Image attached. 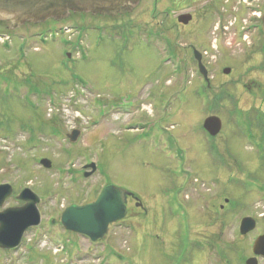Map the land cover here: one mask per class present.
Instances as JSON below:
<instances>
[{
	"label": "rangeland",
	"instance_id": "374dc122",
	"mask_svg": "<svg viewBox=\"0 0 264 264\" xmlns=\"http://www.w3.org/2000/svg\"><path fill=\"white\" fill-rule=\"evenodd\" d=\"M151 2L142 0L123 29L108 19L93 28L90 15L15 31L0 23V184L13 188L0 210L20 206L15 196L29 188L41 215L16 250L0 249V264L183 263L192 247L219 249L212 213L221 195L229 201L222 239L229 264H237L230 249L241 217L264 213V136L253 123L256 112L264 115V26L235 3L224 20L209 11L211 0H166L162 15L151 13ZM259 10L264 17V2ZM173 14H191L195 23L177 27ZM225 24L230 31L223 35ZM189 45L209 50L208 90ZM173 94L178 102L169 108ZM209 116L221 120L216 138L202 130ZM72 130L79 134L74 142L67 138ZM90 163L96 171L84 177ZM108 185L135 195L149 214L130 204L128 220L106 233L113 246L107 260L66 258L69 247L59 250L66 239L61 214Z\"/></svg>",
	"mask_w": 264,
	"mask_h": 264
},
{
	"label": "water",
	"instance_id": "95a60500",
	"mask_svg": "<svg viewBox=\"0 0 264 264\" xmlns=\"http://www.w3.org/2000/svg\"><path fill=\"white\" fill-rule=\"evenodd\" d=\"M141 0H0V22L5 24L8 30H17L25 24L38 25L48 20L54 22L64 21L71 14H89L91 16L116 17L131 13ZM191 19L189 15L178 18V22L186 25ZM195 53L199 74L209 87L208 72L201 63V56ZM230 69H224L223 74H230ZM221 120L217 116H209L203 122V129L211 137H215L221 131ZM79 134L72 131L67 135L70 142L77 140ZM39 165L44 169L51 168V162L42 159ZM91 169L84 177L90 176L96 170L95 164L90 163L85 169ZM12 188L0 185V208L11 197ZM128 191L108 185L103 188L98 198L91 204L82 207L71 206L60 216L62 227L70 232L87 236L92 242L102 239L108 227L121 221L126 215ZM16 200L23 205L8 208L0 212V249H16L24 232L40 224V214L37 205L40 202L30 189L22 190ZM251 218H245L241 222V234H246L252 227ZM264 245V236L255 243L254 249ZM264 251V249H262ZM247 264H250L249 261Z\"/></svg>",
	"mask_w": 264,
	"mask_h": 264
},
{
	"label": "flooded vegetation",
	"instance_id": "af4514ba",
	"mask_svg": "<svg viewBox=\"0 0 264 264\" xmlns=\"http://www.w3.org/2000/svg\"><path fill=\"white\" fill-rule=\"evenodd\" d=\"M141 1H140V3H141ZM213 1L214 0H211V2H210L211 4H209V5L205 4V6L206 5L208 6V9H209V11H211V13H214V11L219 12L220 19L223 18L224 20H227L232 14H234L232 10L234 7H236L235 6V4H236L237 7L240 8L241 12H243V14L245 12L247 13L248 10L254 11L257 9L258 11H256L255 13L251 12L250 16L252 14H254V15H252L255 17L254 21L256 23H258V21L261 20L262 26H264V17L259 12L260 11L259 6L262 5L264 0H262V1L261 0H215L214 4L212 3ZM189 2H192L194 4L195 0H189ZM253 2H255V3H253ZM140 3H139V5H140ZM215 3H217V4H215ZM232 3H235V4L232 7H230V5ZM151 4H152V10H151L152 12L151 13L156 14V12H158L157 14H159V15L164 14V9L167 5L166 0H152ZM139 5L137 7H139ZM137 7L135 9H137ZM135 9L129 14L118 15L116 17H112V19L109 17L92 16L95 18V19H93L95 22V23L93 22L94 23L93 28H95L96 26L102 25L100 23L107 25L108 24V23H106L107 21L102 20V19H108V20H110L108 25H110L111 28H113V29L122 28L123 29L126 26H129V24L131 23V21L129 20V17L135 11ZM189 11H191V10L189 9ZM80 15L83 16V15H89V14H80ZM186 15L192 16L191 14H186ZM179 17H180V15L172 16V18L176 24L175 26H177V27H182V28L189 27L190 24L194 21L191 17L190 21L186 25H183V24L178 22ZM246 17H247V14H246ZM246 17H245V19L243 18V20H242V22H245L244 25L250 23L249 19L246 20ZM119 18H126L127 20H124V21L122 20V22H119L120 20L116 21V19H119ZM152 18H155L154 15ZM220 19L218 20L219 23L221 22ZM233 19H234V23L230 25L231 27H233L235 25L236 16ZM96 20H98L99 23H97ZM117 22H119V24H117ZM142 22H144V24L147 23L144 20H141V23ZM194 23H195V21H194ZM218 26L214 28L215 31L218 30ZM87 29L88 28H86L85 24H83L81 21L80 26H79V30L81 32H83ZM212 30H213V27H212ZM240 30H241V27L239 29H236V31H240ZM229 31H230V29H228V27H226V24H225V28H224V31L222 32V34L224 35L226 33H229ZM193 33H194V31H191V35ZM249 38L250 37H248V36L245 37L244 41L249 40ZM213 41L216 44V42H217L216 39L215 40L212 39L210 44H212ZM261 47H263L261 53H263V55H264V36H263ZM211 48H212V46L210 45V49ZM194 52H197L200 54L202 65L203 66H204V64L207 65L204 62V60L210 58V56L208 55L209 50H207V51L205 50L203 52H198L195 49L194 45L188 46L187 54L196 63V66L198 68ZM205 69H206V67H205ZM224 69H229V68H223L222 74H223ZM226 76H228V75H226ZM209 81H210V79H209ZM258 85H260V84H258ZM205 87L207 90L210 89V82H209V87L207 86V84L205 85ZM175 98L176 97L174 94L171 95L170 101H169V102H171V104L169 105V108L171 106L173 108L175 107V105H176L175 103L178 102V100H176ZM187 103H188L187 100H184L182 102V106L183 105L187 106ZM175 111L176 110L172 111L171 118L174 117L173 112H175ZM256 114H257L256 116H253V118H254L253 123L256 125V128L259 131H262L261 135L263 137L264 136L263 135L264 134V115H262V113L260 114V112H256ZM175 116H176V114H175ZM246 118H248V117H246ZM248 119H250V118H248ZM183 126H185V125H183ZM187 128H189V127L187 126ZM133 130H136V127ZM202 130L206 135H208L207 132H205L203 128H202ZM179 136H180V133H179V129H178V136L177 137H179ZM211 138H216V136L211 137ZM261 151H262V153H264L263 139H261ZM102 188H101V190H102ZM101 190L97 192V195L95 196V198L93 200L88 201L86 203L77 204V205L78 206H84V205H87V204L94 202L96 200V198L98 197V195H100ZM214 199H215L214 200V212L212 214L215 216V218H217L216 220L219 221L217 223V227H219V229L218 230L213 229L214 233L212 235H214L215 240L218 243L219 249L215 250V248L211 247L208 244H205L203 247H199V248H193L192 247V249H190L191 252H189L187 255V259L183 263L181 261H178L176 264H229L230 263L228 260V250L229 249L227 247V244L224 242V239H222V236L225 234L223 229L225 227V221H226L225 218H227V205L229 204L228 203L229 201L226 197H223L222 195L220 198L217 199V197H214ZM131 203L135 209H137L141 212L140 213L141 215L147 216L149 214V211H148L149 207L144 202H142V204H141L139 202V200L137 199V197L135 195L131 194V196L127 197L126 215H130V213H131V211H130L131 210V208H130ZM197 212H199V211H197ZM204 212L206 213V211H204ZM209 213L210 212H208L207 214H209ZM157 215H158V213H157ZM245 218H251L253 220V222L249 223L247 226V227H252V228L246 234H241V232H240L241 222ZM158 219H159V217H158ZM124 220H128L127 216L122 221H124ZM122 221H120V222H122ZM260 221L262 224L261 228L258 226V224H260L259 223ZM120 222H117L116 224H112L111 226H109L108 231H107V235H108L111 227H113L115 225L116 226L119 225ZM53 223H55V221ZM59 223H60V221H59ZM215 224H216V222L214 223V226H215ZM60 227H61V224H60ZM126 230H130L133 232V230L131 228H126ZM148 231H152V230H148ZM237 232H238V234H237L238 238H236L237 242L235 243V245H233V248L230 249L231 251L234 250L236 252L235 253V256H237L236 263L237 264H247V262L249 261L250 264H264V251H262V249H264V245H262V243H261L260 247H258L257 250L254 249L256 241H258L260 239V237L264 236V213L257 215V217H254V215H252V214L242 216L240 219L239 225H238ZM107 235L105 237H103V239H101L97 242H92L89 238H87L85 236H81L79 234L66 231V239L61 244L60 250H63V252H66L67 247H69V250L67 251V253H69V254H66V258L67 257L79 258L82 262L90 260V259H92V257H98V256H103L104 259L107 260V258H109L111 256V248L113 247L111 244H106L105 238L107 237ZM67 236L69 237L68 239H67ZM177 246L180 250L181 249L180 242L177 244ZM180 252L182 254H184V252L182 250H180ZM193 258H195V259L197 258V259L195 260Z\"/></svg>",
	"mask_w": 264,
	"mask_h": 264
},
{
	"label": "trees",
	"instance_id": "16d2710c",
	"mask_svg": "<svg viewBox=\"0 0 264 264\" xmlns=\"http://www.w3.org/2000/svg\"><path fill=\"white\" fill-rule=\"evenodd\" d=\"M204 89H206V87Z\"/></svg>",
	"mask_w": 264,
	"mask_h": 264
}]
</instances>
